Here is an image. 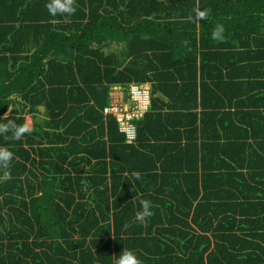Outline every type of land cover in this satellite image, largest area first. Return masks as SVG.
<instances>
[{"label": "trees", "instance_id": "obj_1", "mask_svg": "<svg viewBox=\"0 0 264 264\" xmlns=\"http://www.w3.org/2000/svg\"><path fill=\"white\" fill-rule=\"evenodd\" d=\"M47 3L0 0V124L29 129L0 133V264H113L125 247L264 264V0ZM132 81L152 97L129 142L103 110Z\"/></svg>", "mask_w": 264, "mask_h": 264}, {"label": "clouds", "instance_id": "obj_2", "mask_svg": "<svg viewBox=\"0 0 264 264\" xmlns=\"http://www.w3.org/2000/svg\"><path fill=\"white\" fill-rule=\"evenodd\" d=\"M46 8H47L48 12L52 16H56L58 14L59 15H71L75 11V8H74V0H48V3L46 4ZM199 15L201 17H203L205 15V13L202 12ZM224 31H225L224 26L222 24H217L215 26L212 34H211L212 35V38L214 40H221V39H223V33H224ZM132 83H139V82H136V81L130 82L128 88L126 89L127 90V93L129 92V87H130V85ZM139 84L147 85L149 87V89H150V100H151V97H152V94H151V84L148 83V82L139 83ZM116 88L121 89L123 92H124V89H125V87L123 85L116 84V85H113L112 86V88H111L112 91L111 92H113L114 89H116ZM149 105H150V103H149ZM149 105H148V107H149ZM148 107H147V109H148ZM103 112H104V110H103ZM143 114L140 117H142ZM105 115H107V114H105ZM140 117L136 118L135 121L137 119H139ZM114 118H115V116H114ZM115 120H116V118H115ZM117 124H118V127H119L118 121H117ZM10 127H11V130L13 131V139H19V138H21V136L25 132H27L29 130L28 129V126L26 124L25 125L17 126L15 124H12L11 121H9L6 124H0V133L8 132L10 130ZM124 134L126 136V133L125 132H124ZM136 134H137V129H136ZM12 156H13V154L10 151H8L6 149H0V167L7 168L8 165H9V163H10V161H11V159H12ZM7 178H8L7 177V174H5L4 179H7ZM151 215H152V211H151V201L150 200H141L140 201V210L136 212L135 219L137 221H141L142 222V221H144V219L146 217H149ZM113 264H142V261L140 260L138 254H137V252L135 250H133L131 248H126L125 247V248H123L119 252L118 255L114 256V258H113Z\"/></svg>", "mask_w": 264, "mask_h": 264}, {"label": "built area", "instance_id": "obj_3", "mask_svg": "<svg viewBox=\"0 0 264 264\" xmlns=\"http://www.w3.org/2000/svg\"><path fill=\"white\" fill-rule=\"evenodd\" d=\"M128 94L129 100H126L121 89H114L104 113L113 114L119 128L126 133L127 140L132 141L136 136L135 119L144 113L150 103V89L147 85L132 83Z\"/></svg>", "mask_w": 264, "mask_h": 264}, {"label": "rangeland", "instance_id": "obj_4", "mask_svg": "<svg viewBox=\"0 0 264 264\" xmlns=\"http://www.w3.org/2000/svg\"><path fill=\"white\" fill-rule=\"evenodd\" d=\"M27 121H31V117L29 115L26 116Z\"/></svg>", "mask_w": 264, "mask_h": 264}, {"label": "crops", "instance_id": "obj_5", "mask_svg": "<svg viewBox=\"0 0 264 264\" xmlns=\"http://www.w3.org/2000/svg\"><path fill=\"white\" fill-rule=\"evenodd\" d=\"M10 13H11V12H9V13H8V12H5V15H9ZM11 14H12V13H11ZM3 40H4V41H5V40H8V38H7V39H3Z\"/></svg>", "mask_w": 264, "mask_h": 264}]
</instances>
